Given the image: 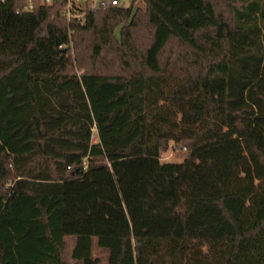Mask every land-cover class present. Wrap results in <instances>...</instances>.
Masks as SVG:
<instances>
[{"label": "trees", "instance_id": "trees-1", "mask_svg": "<svg viewBox=\"0 0 264 264\" xmlns=\"http://www.w3.org/2000/svg\"><path fill=\"white\" fill-rule=\"evenodd\" d=\"M136 1L0 0V264H264V0Z\"/></svg>", "mask_w": 264, "mask_h": 264}, {"label": "rangeland", "instance_id": "rangeland-1", "mask_svg": "<svg viewBox=\"0 0 264 264\" xmlns=\"http://www.w3.org/2000/svg\"><path fill=\"white\" fill-rule=\"evenodd\" d=\"M101 0H94V2H100ZM132 0H120L119 5L128 6L130 5ZM78 5L83 6L85 4V0H76ZM138 6H145V3L143 0H137L135 3V7ZM120 28H117L116 33L119 34ZM177 151H186V147H179L175 145V143L172 141L170 143V147L168 150L163 151L161 155V160L166 162H180L181 158L177 155Z\"/></svg>", "mask_w": 264, "mask_h": 264}, {"label": "built area", "instance_id": "built-area-1", "mask_svg": "<svg viewBox=\"0 0 264 264\" xmlns=\"http://www.w3.org/2000/svg\"><path fill=\"white\" fill-rule=\"evenodd\" d=\"M46 1H51V0H46ZM119 4H120V0H101L98 3L97 2L93 3L95 7H103V8H107V7L115 6Z\"/></svg>", "mask_w": 264, "mask_h": 264}]
</instances>
